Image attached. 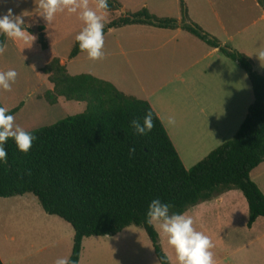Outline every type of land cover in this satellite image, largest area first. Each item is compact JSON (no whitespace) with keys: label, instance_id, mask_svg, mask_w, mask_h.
<instances>
[{"label":"trees","instance_id":"obj_1","mask_svg":"<svg viewBox=\"0 0 264 264\" xmlns=\"http://www.w3.org/2000/svg\"><path fill=\"white\" fill-rule=\"evenodd\" d=\"M257 1L264 7V0ZM119 8L115 0H109L108 11ZM180 8V24L142 9L110 21L104 34L129 25L181 28L237 63L251 83L253 102L231 140L186 169L147 101L127 96L92 75H70L59 59L53 58L41 69L52 85L43 97L50 105L59 98L82 102L85 111L28 131L37 139L27 154L18 150L12 138L4 145L8 155L6 162L0 163V198L31 194L45 214L70 225L72 264L79 262L83 239L115 236L128 227L142 229L159 264H170L146 218L149 202L157 198L170 205L171 216L226 191L238 190L248 206L247 227L264 217V195L250 179V173L264 162V72L257 74L249 58L221 45L192 23L182 2ZM44 30L40 25L36 31L42 50L47 48ZM27 31L34 34L30 28ZM5 40L0 34V41ZM82 52L76 41L68 58ZM21 107L10 109V114L15 115ZM148 111L153 113L154 127L138 136L130 121L142 122ZM131 147L135 148L132 156Z\"/></svg>","mask_w":264,"mask_h":264},{"label":"crops","instance_id":"obj_2","mask_svg":"<svg viewBox=\"0 0 264 264\" xmlns=\"http://www.w3.org/2000/svg\"><path fill=\"white\" fill-rule=\"evenodd\" d=\"M115 1L120 8L107 12L105 25L121 15L136 13L142 9L157 18H172L180 24L182 2L192 23L217 39L221 45L249 58L253 70L257 62L264 67V61L260 62L255 57L257 48H264V7H261L257 0ZM88 4L96 10V0H88ZM9 8L22 18L36 19L37 15H41L38 0H0V15L6 13ZM54 19L56 42L67 29L80 32L86 26L78 14L69 13L66 9L58 11ZM41 25L45 28L47 48L42 50L39 45L38 47L47 53L51 49L47 41L48 26L42 23ZM31 35L36 40V34ZM9 41L13 40L7 39V45ZM75 42L76 40L73 46ZM103 51L104 58L96 61L126 65L127 67L122 69L124 79L140 77L139 71L148 74V89L142 86L140 91L136 92L143 96L120 88L114 79L106 77L103 80L111 83L121 93L150 104L186 169L204 159L214 149L212 150L211 144L193 147L194 141L189 142L181 136L176 127L177 122L174 126L168 125V117L175 114L174 99L191 98L189 103L193 101L198 104L196 99L204 92L200 89L209 82L211 85L214 83L213 86L217 82V97L231 99L224 108L217 105L218 146L234 137L253 102L251 83L239 65L226 58L218 49L207 46L181 28L162 29L147 25H129L110 29L104 34ZM53 58H58L66 69L69 63L93 61L88 58L86 52L73 59L68 56L66 59L59 58L54 52L47 58L45 66ZM42 68L38 70L41 72ZM89 75L98 78L96 74ZM174 118L177 121L175 116ZM208 121H211V117L206 120ZM201 124H196L195 128H202ZM190 137H196V134L191 133ZM250 179L264 195V162L250 173ZM236 191L238 190L226 191L187 209L184 213L192 217L193 227L197 231L203 232L211 239L216 264H264V217L257 218L251 227H247L248 206L242 193L239 191L244 201ZM27 196L28 194L0 198V209L6 207V222L13 227L12 231L8 228L0 229L1 262L55 264L59 257H70L72 228L64 225L67 223L63 224L58 217L45 214L41 207L27 199ZM152 226L170 264H177L175 251L168 245L167 237L157 226ZM132 228L134 227H128L111 237L83 239L78 264H108L109 251L113 248L118 249V260L124 258V263L127 259L137 257L139 264H159L145 232L140 228L138 230L142 231Z\"/></svg>","mask_w":264,"mask_h":264},{"label":"rangeland","instance_id":"obj_3","mask_svg":"<svg viewBox=\"0 0 264 264\" xmlns=\"http://www.w3.org/2000/svg\"><path fill=\"white\" fill-rule=\"evenodd\" d=\"M23 20L25 22V27L34 29L35 34L41 23L47 25V41L51 45L50 51L45 53L38 47L36 40L33 41L31 47L30 45L24 44L22 41H16V43L9 41L6 51L0 57V72L14 69L18 73L15 83L11 85V91L0 90V104L1 106L7 107L9 110L22 104L20 110L14 115V123L28 132L44 126L53 125L67 117L80 114L85 111L86 105L82 102L66 101L63 98H59L56 104L50 105L43 96L51 89V84L47 81L46 76L38 70L45 66L47 58L54 52L59 55V58L66 59L76 40L75 37L79 32H71L67 29L66 33L61 35V38L56 42L55 40L57 37L53 29L55 19L49 23L44 20L41 14L39 16L37 15L36 19L25 17ZM125 67L127 66L117 65L113 62L82 61L75 64L69 63L67 65V70L70 75L90 73L96 74L101 80L106 77L114 79L118 82L117 84H119L120 88H124L127 92L141 95V93L136 92H139L142 86L148 89L147 86L150 84L148 74L139 71L140 77L124 79L122 76V69ZM254 71L261 75L264 72V67L257 62ZM209 79L210 76L208 75L207 80ZM213 85L214 83L211 85V82H209L200 89V91L204 92L202 96L197 97L196 100L198 104L193 101L189 103L191 98L185 97L174 99L173 102V113L175 114L172 116L177 118L176 127L180 130L182 137L189 142L194 141L195 144H193V147L199 144H211L213 150L218 146L217 105L224 108V105L230 103L231 99L217 97V82L215 86ZM209 117H211V121L206 122ZM198 123L203 124V126H201L203 129L200 127L195 128V125ZM191 133L196 134V137H190ZM225 138H227V136ZM236 192L242 197L239 191ZM27 199L40 207L37 199L33 195L28 194ZM242 199L244 201L243 197ZM6 210L4 206L0 209V229L5 230V228H8L12 231L13 227L6 222L7 217L4 213ZM16 212H18V209ZM62 223L64 224L66 222L63 221ZM68 227H70V225H68ZM132 229L138 230L136 227ZM118 254V249H110L108 264H126L127 262L128 264H139L137 257L127 259L124 263V258L120 257L121 261L118 260Z\"/></svg>","mask_w":264,"mask_h":264},{"label":"clouds","instance_id":"obj_4","mask_svg":"<svg viewBox=\"0 0 264 264\" xmlns=\"http://www.w3.org/2000/svg\"><path fill=\"white\" fill-rule=\"evenodd\" d=\"M39 14L47 22H51L58 11L67 10L69 13L78 14L79 19L86 25L76 35L80 50L86 52L89 59L96 61L104 58V28L105 18L109 10V0H96V10L89 7L88 0H38ZM79 10V11H78ZM102 12L104 14H98ZM0 34L13 41H22L26 45H32L35 37L25 27V22L20 15H15L9 8L6 13L0 15ZM27 47V48H30ZM7 49V42L0 41V55ZM255 57L264 61V48H257ZM18 73L13 70L0 72V90L11 91V85L15 83ZM15 117L9 109L0 106V163L6 162L7 151L4 147L9 138L15 141L18 150L27 154L37 137L14 123ZM169 126H174L175 118L169 116ZM130 126L135 134L144 136L154 127L153 113L148 111L141 122L139 119L130 121ZM135 153V148H129V155ZM170 205L160 199L149 202L146 218L147 223L155 225L167 237L168 245L174 249L177 264H216L212 249L214 245L211 239L194 227V221L186 213H178L169 216ZM55 264H72L69 257H59Z\"/></svg>","mask_w":264,"mask_h":264}]
</instances>
